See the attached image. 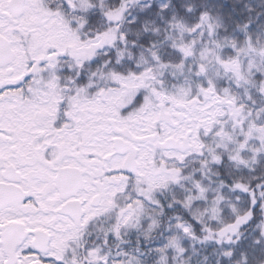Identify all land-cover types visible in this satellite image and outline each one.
<instances>
[{
	"label": "snow or ice",
	"instance_id": "6c2138e0",
	"mask_svg": "<svg viewBox=\"0 0 264 264\" xmlns=\"http://www.w3.org/2000/svg\"><path fill=\"white\" fill-rule=\"evenodd\" d=\"M0 264H264V0H0Z\"/></svg>",
	"mask_w": 264,
	"mask_h": 264
}]
</instances>
